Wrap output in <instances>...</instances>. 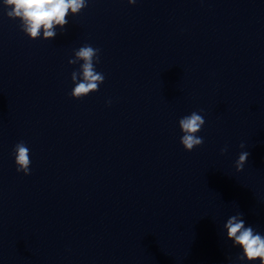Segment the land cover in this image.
<instances>
[{
	"label": "clouds",
	"instance_id": "1",
	"mask_svg": "<svg viewBox=\"0 0 264 264\" xmlns=\"http://www.w3.org/2000/svg\"><path fill=\"white\" fill-rule=\"evenodd\" d=\"M137 0H128L130 5L136 4ZM6 9V16L12 20L19 21L20 30L32 40L42 38L44 40L54 39L57 29L61 32L69 23V15H78L88 6V0H2ZM100 49L85 44L74 51L73 58L68 60L70 65L79 64V68L71 73L74 84L70 92L73 99H83L89 94L99 91L105 76L96 70V64L100 62ZM111 103V101H108ZM202 111V110H201ZM205 124L204 117L197 111L181 117L178 126L182 132L180 143L186 151L191 152L204 143L203 137L197 135ZM239 147L244 149L246 145L242 142ZM223 155L228 147L221 148ZM16 171L24 175H30V150L24 141L16 143L13 147ZM250 153L241 151L235 161L237 172L243 170L248 161ZM244 214L238 211L230 216L224 224L226 237L233 242V247H238L241 252L236 260L248 262V264H264V235L256 231L251 225H247Z\"/></svg>",
	"mask_w": 264,
	"mask_h": 264
}]
</instances>
